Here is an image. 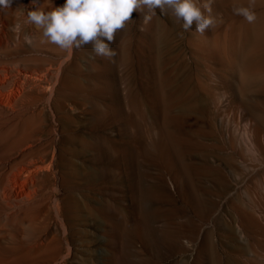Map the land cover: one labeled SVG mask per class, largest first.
<instances>
[{"label":"rangeland","instance_id":"rangeland-1","mask_svg":"<svg viewBox=\"0 0 264 264\" xmlns=\"http://www.w3.org/2000/svg\"><path fill=\"white\" fill-rule=\"evenodd\" d=\"M64 3L39 0L45 12ZM248 3L214 0L212 15L222 23L204 35L195 32V22L185 32L182 22L159 9L147 24L134 11L135 22L111 45L117 51L112 61L95 57L91 45L66 51L48 43L42 30L26 23L35 10L32 0H13L0 11V66L54 73L53 89L36 105L43 122L36 106L0 112V176L27 147L49 149L37 158L43 170L21 181L20 193L13 190L20 183L11 188L24 196L18 205L2 195L0 177V264H223L226 254L216 237L186 242L185 220L198 205L189 183L179 178L196 146L189 138L193 125L176 110L184 103L182 85L211 101L217 113L230 112L235 101L264 109V71H248L251 64L264 67V59L247 56L264 51V0H255L253 23L232 11ZM169 174L178 181L172 184ZM187 175L196 182L195 171ZM171 201L177 206L172 213ZM248 236L252 244H238L236 257L264 264V237L255 244Z\"/></svg>","mask_w":264,"mask_h":264},{"label":"bare ground","instance_id":"bare-ground-1","mask_svg":"<svg viewBox=\"0 0 264 264\" xmlns=\"http://www.w3.org/2000/svg\"><path fill=\"white\" fill-rule=\"evenodd\" d=\"M247 56H259L260 58L264 59V51L257 52L253 50L252 52H248ZM248 71L249 73H259L264 71V67L255 66V64H251L250 66H248ZM53 86L54 73L48 69H46L45 72L39 73L34 68H30V70L28 68L21 69L18 66L13 67L12 65L9 66L4 64L0 66V112H11L5 110L4 108H14L17 112L21 111V109H24L25 105H30L31 107L36 106L39 100H42L41 98L45 97V95L43 94L49 89H53ZM180 87H182L183 97H181L184 98V103L180 105L179 108H177L176 115L179 118L186 120V122H188L189 124L193 125L192 127L190 126L191 137L189 138H191L192 146L194 148L196 146L195 150L193 151L190 157L189 162H187L186 164H182L181 162L183 161H180L179 159L180 163L182 164V167L180 166V171H182L181 178L179 179L181 181H186L189 183V187L191 188L189 190L195 194V198L197 201L195 202V204L197 203L198 205V210L196 209L197 213L193 216H189L185 220L187 221V224L190 225L189 233H186L188 234L189 239H187L186 242L189 244H194L197 242V240H200L202 236L210 234L212 235V237L214 236L217 238L216 240L218 245L223 249L226 254H224L225 257L223 256L224 258L222 259L223 264H243V262H241V260L236 257L239 253L238 251L240 250V246L238 244H241V242H244L248 245L252 244L250 242L251 236H248V232L254 235L252 236V239L254 240L255 244L257 243V241H260V239H258L257 237L258 235L264 237V109L258 111L257 109H252L242 101H235V103H233L232 105V108H230V112L227 111L228 113H224L225 111H222L223 113H217V106L214 108V110H212L209 104L211 101L208 102V100L204 96H199L197 94L192 95V89L185 85H182ZM262 88L264 92V86ZM42 101H44V99ZM214 104L217 105L216 103ZM39 109L40 108L36 106V117L38 116L40 121L43 122L40 116L42 110L40 109V111ZM25 114L23 116H25ZM66 115L67 114L61 115V119L63 120L64 117L66 118ZM46 148L47 147H35V149L32 148L31 150H27V147L25 151H23L22 153L20 152V154H17L15 161H12V163L10 162L11 166L9 165L8 173L5 174V177L0 176L4 177L1 186L2 195L6 194L9 199H13L14 201H16L15 199H17V202L14 203L15 205H18V201H22L21 198L24 197L22 196V194H18L20 193L18 192L19 189H23L21 187L22 185L20 182L27 181V179L30 178H34L37 174V171L42 169L41 167L43 163H38L37 158L40 156V158L42 159L43 156H46L48 154L49 149ZM49 167L50 166L48 165L45 166L46 169H48ZM188 169H192L193 171H195L196 175L198 174L196 182H193L192 177H189L187 175ZM10 173L13 175V179L10 178ZM166 173L165 175L167 176ZM166 179L170 180L172 184L173 182L178 181L175 176L171 177L170 174ZM36 180L37 179L35 178L34 181ZM31 181L30 183H32ZM19 183V187L21 188H13V190L17 189L18 192L15 193V195L12 193L14 191H12L11 188L13 186L15 187V185ZM31 185L32 184H30V186ZM27 187L26 189H29ZM31 190L34 191V188ZM24 194L26 195V193H23V195ZM27 196H29L28 193ZM27 196H25V198L28 199L32 195H30V197ZM169 196V198L173 201L172 193ZM172 201L169 203L167 208L170 213H172V211L175 210V208L177 207H173ZM11 205L13 206V204ZM170 218L173 221V218ZM58 254L61 255L60 253Z\"/></svg>","mask_w":264,"mask_h":264},{"label":"clouds","instance_id":"clouds-1","mask_svg":"<svg viewBox=\"0 0 264 264\" xmlns=\"http://www.w3.org/2000/svg\"><path fill=\"white\" fill-rule=\"evenodd\" d=\"M13 0H0V11L11 8ZM214 0H65L63 6L53 7L45 12L41 10L39 0H32L35 10L27 13L26 23L42 30V36L48 43L61 50H79L91 45L95 57L114 60L117 51L111 45L116 34L124 30L133 12H139L144 24L150 22L159 9L162 14L170 13L178 22H182L185 32L192 30L204 35L222 18L212 15ZM255 0H249L248 6H234V15L243 17L248 23L256 20ZM207 13V14H206ZM30 42L29 37H25Z\"/></svg>","mask_w":264,"mask_h":264}]
</instances>
